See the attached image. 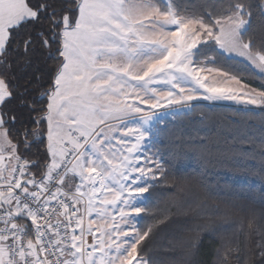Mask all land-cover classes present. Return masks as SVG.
Listing matches in <instances>:
<instances>
[{"label":"snow or ice","instance_id":"1","mask_svg":"<svg viewBox=\"0 0 264 264\" xmlns=\"http://www.w3.org/2000/svg\"><path fill=\"white\" fill-rule=\"evenodd\" d=\"M257 19L264 0H0V264H153L142 244L153 228L138 225L164 194L193 222L221 218L189 229L220 237L215 264H264V210H248L246 227L231 219L247 209L212 191L225 207L209 206L156 147L158 126L200 99L264 111ZM21 60L33 72L18 92ZM17 99L26 117L9 108ZM199 242L178 240L175 264H198Z\"/></svg>","mask_w":264,"mask_h":264},{"label":"trees","instance_id":"2","mask_svg":"<svg viewBox=\"0 0 264 264\" xmlns=\"http://www.w3.org/2000/svg\"><path fill=\"white\" fill-rule=\"evenodd\" d=\"M209 2L210 0H181L185 6L192 8ZM262 30L264 25L257 19L254 31L259 35ZM43 63L44 57L33 59L34 67ZM53 63L48 60L47 66L51 67ZM230 64L232 71L242 75L245 82H250L253 87H258L261 83L249 76L245 63L237 60ZM22 65L23 60L20 65H13L9 72L13 84L18 86V92H23L27 79L33 72V68L25 69ZM37 87L36 83L31 85L29 102L36 97L34 89ZM20 104L19 99L14 100L9 108L17 113L24 112L26 117V110ZM250 108L255 110L246 111V108L233 104L195 102L188 115L175 120L168 118L166 126H158L156 145L160 149L157 158L161 159L165 168L174 176L188 178L187 187L209 206L225 207L220 200L209 198V191L219 193L220 196H230L238 206H244L246 211H241L240 207L231 209V219L242 222L245 227L250 215L248 210H255L257 213L264 210V205L261 204L264 198V155H261L260 147L264 140V111L257 107ZM19 127L17 124V128ZM202 142L212 149L211 155L203 151ZM152 151L155 152L156 148ZM35 153L36 148H33L32 159H36ZM168 183L171 184L172 180ZM172 201L171 194L159 196L153 203V213H159L156 219H145L138 225L141 228L151 225L153 228L150 238L142 242L147 256L153 264H175L181 253L173 245L180 239L199 236L196 256L198 264H215L214 252L220 246V237L209 238L205 233L198 234L189 229L193 227V223H221V218L204 217L193 222ZM228 238L229 236L225 237Z\"/></svg>","mask_w":264,"mask_h":264},{"label":"rangeland","instance_id":"3","mask_svg":"<svg viewBox=\"0 0 264 264\" xmlns=\"http://www.w3.org/2000/svg\"><path fill=\"white\" fill-rule=\"evenodd\" d=\"M196 102H204V103H207V104H213V103H217V104H233L235 106H238V107H243V108H250V107H255V106H244V105H238L236 104L235 102H232V101H225V100H220V101H205L203 99H200ZM195 103V102H193ZM171 118V117H169Z\"/></svg>","mask_w":264,"mask_h":264}]
</instances>
